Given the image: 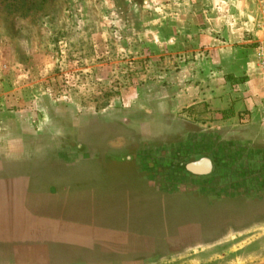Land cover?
<instances>
[{
  "label": "rangeland",
  "instance_id": "obj_1",
  "mask_svg": "<svg viewBox=\"0 0 264 264\" xmlns=\"http://www.w3.org/2000/svg\"><path fill=\"white\" fill-rule=\"evenodd\" d=\"M163 1L0 0V111L25 134L0 144L41 146L0 181L38 184L42 209L75 208L76 228L102 232L100 249L42 234L50 264H264V144L246 122L153 112L188 75L147 40Z\"/></svg>",
  "mask_w": 264,
  "mask_h": 264
},
{
  "label": "crops",
  "instance_id": "obj_2",
  "mask_svg": "<svg viewBox=\"0 0 264 264\" xmlns=\"http://www.w3.org/2000/svg\"><path fill=\"white\" fill-rule=\"evenodd\" d=\"M160 7L162 13L147 24V40L161 55L181 58L179 71L188 75L178 83L171 78L163 83L158 96L150 99L153 112L160 118L181 112L193 120L246 122L243 127L264 144V74L255 55L256 46L264 40V0H164ZM205 58L207 64L199 63ZM198 74L209 80L193 83ZM171 89L177 91L171 93ZM29 111L24 107L20 115ZM0 115V139L24 137L20 129L9 132L3 124L5 113ZM73 122L70 119L74 127ZM40 150L34 144H0V170L4 163ZM40 189L22 177L0 181V264H50L49 244L35 242H41L42 234L48 239L56 228L70 232L72 246L101 248L97 235L102 232L74 226L73 218L84 217L83 212L72 208L69 215L67 209L65 213L42 209ZM52 211L56 219L70 218V230L69 225L58 226L61 220L60 224L51 221Z\"/></svg>",
  "mask_w": 264,
  "mask_h": 264
},
{
  "label": "built area",
  "instance_id": "obj_3",
  "mask_svg": "<svg viewBox=\"0 0 264 264\" xmlns=\"http://www.w3.org/2000/svg\"><path fill=\"white\" fill-rule=\"evenodd\" d=\"M262 16L264 21V9L262 11ZM255 55H256L257 65L264 74V40L258 43V45L256 46Z\"/></svg>",
  "mask_w": 264,
  "mask_h": 264
},
{
  "label": "trees",
  "instance_id": "obj_4",
  "mask_svg": "<svg viewBox=\"0 0 264 264\" xmlns=\"http://www.w3.org/2000/svg\"><path fill=\"white\" fill-rule=\"evenodd\" d=\"M202 162H205L207 164L208 170L209 168H212V171H210L209 175H213L215 172H217V170L222 167V161L219 158L204 159ZM186 165L183 167L181 166V169L187 171L188 169L186 168ZM224 171H227V169H224Z\"/></svg>",
  "mask_w": 264,
  "mask_h": 264
}]
</instances>
